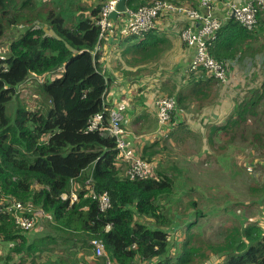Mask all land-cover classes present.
Listing matches in <instances>:
<instances>
[{"label":"trees","instance_id":"16d2710c","mask_svg":"<svg viewBox=\"0 0 264 264\" xmlns=\"http://www.w3.org/2000/svg\"><path fill=\"white\" fill-rule=\"evenodd\" d=\"M152 1L125 0V5L135 9ZM101 5L89 2L78 9L50 7L38 0H0V39L9 29L24 26L9 42L8 54L0 57V199L11 196L31 202L50 215L43 218L51 229L33 237V227L22 230L0 214L5 259L16 264H107V259L110 264L151 260V264H196V256L205 255V246L220 258L214 264H264V192L261 221L227 227L219 242L200 244L203 237L194 243L191 230L199 223L196 215L185 222L179 244L171 243V253L169 231L176 223L172 212L177 202L171 197L172 178L158 170L143 177L125 175L117 163L114 137L87 129L95 113L106 115L103 96L108 80L96 51L100 27L95 21ZM35 21L41 25L33 27ZM263 30L264 10L256 12L251 29L229 17L208 51L219 61L233 57L238 49L252 53L253 41L264 38ZM165 42L154 41L147 49L155 55ZM31 74L45 78L38 85L42 109L16 105L8 113L19 84ZM263 88L264 82L259 89ZM257 89L245 96L244 105H237L240 119L264 104ZM89 178L96 191L108 195L105 209L88 194ZM71 191L76 193L74 200ZM92 239L102 242L105 254L95 253Z\"/></svg>","mask_w":264,"mask_h":264},{"label":"rangeland","instance_id":"374dc122","mask_svg":"<svg viewBox=\"0 0 264 264\" xmlns=\"http://www.w3.org/2000/svg\"><path fill=\"white\" fill-rule=\"evenodd\" d=\"M38 1L50 7L55 5L66 8L75 6L78 9L80 6L88 5L89 2H101V4L105 2V0ZM35 9H40V5L36 6ZM40 25L39 22L35 21L32 26L38 27ZM20 28L23 29L24 26L9 29L0 39V57L8 54V44L21 32ZM46 32H48L47 29ZM257 42L261 46L264 39H259ZM261 65L264 69L263 63ZM118 66L120 65L118 64ZM226 77L229 78V75ZM45 78L31 74L19 84L13 99L7 105V112L11 114L16 105L27 109H42L43 100L38 92V85ZM259 79L257 86L252 87L251 91L258 88L257 93H262L263 96L264 88L262 91L259 88L263 86L264 80ZM216 81L217 83H211V87L207 88V91L210 89L218 91L219 88H222V83ZM165 94L161 93V95ZM233 94L237 95L236 92ZM207 97L196 98L191 103L190 101L186 103V100H183V103L178 105L180 115L187 113L183 121L177 123V121L171 120L174 114L172 111L165 124L166 127L163 128L164 131L155 139L157 140L156 146L148 150L151 153L149 158L153 173L157 174V170L164 172L172 178L173 182L171 197L177 202L175 205L173 204L174 212L172 213L176 216V223L169 231L170 244L174 242L179 244L178 242L185 235V222L192 220L196 215L200 217L199 223L194 225L191 230L195 235L194 243H198L203 237L200 244L202 240L213 243L219 242L218 240L223 237L222 232L227 227L241 226L254 220H262L264 104L254 106V114L245 113L246 116L241 125L239 123L237 126L233 125L223 130L221 127L215 129L210 127L209 123L201 122L202 117L200 115L204 106L202 107L200 104L203 103L208 106L207 103L210 98ZM212 98L217 101L216 95ZM236 119H240V116H237ZM153 124L155 125L151 122L146 130L153 129ZM129 152L132 156L147 158V151L139 142H135L134 145L132 142ZM122 164L123 168L119 166L124 171L125 162ZM190 201L193 204H190ZM36 213L39 214L38 217L41 215L39 210ZM47 223L48 221L44 220L43 217L38 218L33 227L35 234L31 233L30 235L36 237L39 234L49 233L51 229ZM173 250L174 247L171 244L170 252L172 253ZM202 252L205 255L203 257L197 255L196 264L219 262L218 259L220 258L212 250H208L204 246ZM6 253V245L1 244L0 261L2 260L4 264H16L15 260L5 259ZM151 261L142 264H151Z\"/></svg>","mask_w":264,"mask_h":264},{"label":"crops","instance_id":"0c3cea01","mask_svg":"<svg viewBox=\"0 0 264 264\" xmlns=\"http://www.w3.org/2000/svg\"><path fill=\"white\" fill-rule=\"evenodd\" d=\"M233 1L241 4L247 0ZM175 2L188 4L205 12L198 0H175ZM211 14L217 17L224 16V11L217 0L216 7L211 10ZM186 25L187 20L183 15L172 13L159 15L155 26L146 34L131 36L132 34L127 35L124 32L122 20L119 17L114 19V24L98 42V65L108 80L103 100L106 106H110L114 99L124 98L127 101L126 130L131 145L132 142L133 145L139 142L146 151L148 147L156 146L157 140L155 139L166 127V125L163 126L160 131L157 129L156 110L153 103L157 94H170L168 96L175 99L174 114L171 120L177 123L183 121L187 115V113L180 115L179 112L178 105H181L183 100L191 103L196 98L208 96L207 98L210 99L207 104L209 105L200 104L204 106L200 115L201 122L209 123L212 128L221 127L225 130L227 127L237 126L239 123L241 125L244 122L243 119H236L237 105H244L245 96L252 87L257 86L259 78V80H264V69L261 65L263 63L264 67V47L259 45L260 41L257 42L264 38L260 37L253 41L254 44L251 46L254 51L252 53L238 49L233 57L226 59L227 75H229L227 83L222 85L218 91L214 89L207 91L211 83H217V79L207 76L204 72L189 69V62L194 55L195 47L184 42L180 36ZM45 28L50 32L47 26ZM162 39H166V42L158 47L155 55H151L147 47L154 41ZM49 75L48 73L47 77ZM156 92L158 93L155 94ZM233 92L237 95L235 96ZM214 95L217 96V101H214L215 98L213 100ZM151 122L155 123L154 128L147 131L146 128ZM117 163L123 168L124 159L118 157Z\"/></svg>","mask_w":264,"mask_h":264},{"label":"built area","instance_id":"2783aa9c","mask_svg":"<svg viewBox=\"0 0 264 264\" xmlns=\"http://www.w3.org/2000/svg\"><path fill=\"white\" fill-rule=\"evenodd\" d=\"M220 8L224 11V16L217 17L211 14V10L216 7V0H198L205 12L188 4L177 3L172 0H153L150 3L132 9L124 6L118 10L117 16L122 20L123 30L126 34L143 36L155 26L159 15L179 14L187 20V25L180 33L182 40L195 47V52L189 62V69L192 71L204 72L207 76L216 78L225 85L227 83L226 61H219L209 53V45L216 38V31L229 17L251 29L256 24V12L264 10V0H247L241 4L233 0H217ZM117 0H105L100 8V15L96 19V24L100 27L98 41L105 36L106 31L114 24V20L108 18V14L115 10ZM215 5V6H214ZM99 43L96 45V51ZM157 129L160 131L170 118L175 108V99L172 96L157 94L153 100ZM127 101L124 98L114 99L110 106H106L103 112L95 113L88 121V130H98L101 134H108L114 137L115 148L118 149V156L125 162L124 173L129 177H143L151 174V163L145 158L132 156L129 152L131 141L126 130L127 123ZM87 184L88 194L96 199L99 208L105 209L109 206V197L105 191L98 192L94 189L91 180ZM65 197V195H63ZM70 199H76V193L71 191ZM40 211L41 215L36 211ZM0 214L9 216L14 224L22 230H29L35 226L38 218L50 215L40 208H35L31 202H22L11 196L0 199ZM91 244L97 255L105 254L103 244L99 239H92ZM107 264L110 261L107 259Z\"/></svg>","mask_w":264,"mask_h":264},{"label":"water","instance_id":"95a60500","mask_svg":"<svg viewBox=\"0 0 264 264\" xmlns=\"http://www.w3.org/2000/svg\"><path fill=\"white\" fill-rule=\"evenodd\" d=\"M125 6V0H117L116 2V8L115 10L111 11L109 14H108V18L114 20L117 16V13H118V10H122ZM232 17V15H231Z\"/></svg>","mask_w":264,"mask_h":264}]
</instances>
